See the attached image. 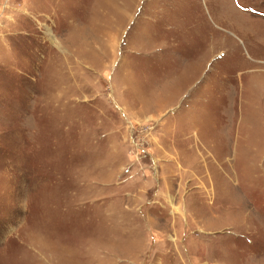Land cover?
I'll return each instance as SVG.
<instances>
[{
	"label": "rangeland",
	"instance_id": "rangeland-1",
	"mask_svg": "<svg viewBox=\"0 0 264 264\" xmlns=\"http://www.w3.org/2000/svg\"><path fill=\"white\" fill-rule=\"evenodd\" d=\"M0 264H264V0H0Z\"/></svg>",
	"mask_w": 264,
	"mask_h": 264
}]
</instances>
